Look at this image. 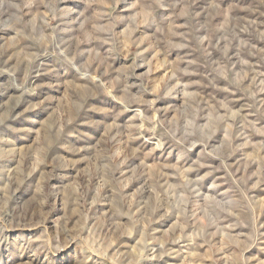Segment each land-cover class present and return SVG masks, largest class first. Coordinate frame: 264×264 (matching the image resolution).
<instances>
[{
	"label": "rangeland",
	"instance_id": "rangeland-1",
	"mask_svg": "<svg viewBox=\"0 0 264 264\" xmlns=\"http://www.w3.org/2000/svg\"><path fill=\"white\" fill-rule=\"evenodd\" d=\"M0 264H264V0H0Z\"/></svg>",
	"mask_w": 264,
	"mask_h": 264
}]
</instances>
